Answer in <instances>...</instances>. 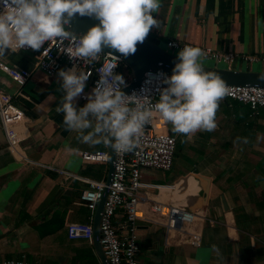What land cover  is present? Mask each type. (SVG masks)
<instances>
[{"label": "crops", "instance_id": "crops-1", "mask_svg": "<svg viewBox=\"0 0 264 264\" xmlns=\"http://www.w3.org/2000/svg\"><path fill=\"white\" fill-rule=\"evenodd\" d=\"M153 16L158 28L147 39L161 47L177 40L264 56V0H160ZM0 59L33 68L32 52L6 50ZM220 64L214 67L264 71V62ZM60 83L57 75L35 71L19 87L0 70V88L14 95L27 116L20 128L21 149L41 164L32 167L14 158L0 122V264H101L93 242L72 240L67 232V223H90L95 216L80 198L88 185L61 172L105 181L108 165L86 164L80 153L107 149L105 144L83 143L77 132L66 129L63 114L56 112ZM91 91L86 83L78 107L87 103L82 96ZM216 125L185 142L192 149L191 163L174 170L185 137L157 116L156 130L177 139L174 163L167 174L143 169L142 181L165 186L159 199L199 215L195 228L202 232L203 243L198 248L167 243L161 225L140 219L135 223L138 264H264V108L254 114L248 105L225 99L217 109ZM117 215L121 233L123 210Z\"/></svg>", "mask_w": 264, "mask_h": 264}, {"label": "clouds", "instance_id": "clouds-1", "mask_svg": "<svg viewBox=\"0 0 264 264\" xmlns=\"http://www.w3.org/2000/svg\"><path fill=\"white\" fill-rule=\"evenodd\" d=\"M159 8L160 0H0V57L6 50L40 51L47 42L71 41L72 55L89 66L101 57L110 59L106 71L98 70L99 80L83 107H78L76 100L90 74L76 64L57 73L62 96L56 112L63 114L66 129L77 132L83 143L130 152L154 116L188 142L196 133L217 127L219 102L228 94L222 78L204 70L202 49L185 46L177 53L179 62L172 75L160 74L164 87L158 89L155 103L135 92L125 94L123 76L113 72L119 57L103 54L104 49L124 57L134 54L137 44L145 41L153 27L158 28L153 13ZM76 14L95 18L99 24L78 37L65 30Z\"/></svg>", "mask_w": 264, "mask_h": 264}, {"label": "built area", "instance_id": "built-area-1", "mask_svg": "<svg viewBox=\"0 0 264 264\" xmlns=\"http://www.w3.org/2000/svg\"><path fill=\"white\" fill-rule=\"evenodd\" d=\"M76 36L79 37V35ZM70 45L71 41H51L47 42L40 51L22 50L20 52L33 53L32 69L8 65L0 59V70L16 85L24 87L33 78L35 71H41L52 77L65 66L72 68L73 64H76L90 74L86 83L91 84L93 89L99 80L98 70L106 71L110 59L101 57L94 66H89L75 59ZM185 46L198 47L205 53L202 58L229 66L239 59L247 63L264 62V56L223 52L177 40L168 41L166 49L178 53ZM122 66L124 64L119 57L118 65L113 72L119 74ZM161 73L163 72H146L140 85L126 94L132 95L135 92L138 96L152 98L155 103L159 99L158 89L164 87L160 84L163 79ZM226 86L228 94L219 104L225 99L238 101L248 105L254 114L258 113L259 108H264V87L227 84ZM82 100H86V95L82 96ZM156 118L157 116H154L152 122L145 126L143 135L132 151L127 153L115 151L114 172L100 221V241L109 264H138L139 244L135 223L140 219L161 225L165 229L167 243L176 241L178 244L196 248L201 247L203 243L202 232L195 228L199 215L172 202L159 199L158 197L166 190L165 186L142 181L143 169L170 171L174 163L177 139L168 132L157 131ZM26 120L27 116L17 104L14 95L0 88V122L6 137L7 149L17 161L25 162L33 167L41 164L30 160L21 149L24 137L20 128ZM80 156L86 164L108 165L109 163L107 150L83 151ZM61 173L77 177L88 185L82 191L80 198L82 204L94 215L105 188V181L84 179L69 172ZM120 209L123 210L126 223L121 227L124 229L121 233L115 224ZM93 221L94 218L91 217L90 223H67L68 237L72 240H88L92 243ZM3 264L23 263L7 261Z\"/></svg>", "mask_w": 264, "mask_h": 264}, {"label": "water", "instance_id": "water-1", "mask_svg": "<svg viewBox=\"0 0 264 264\" xmlns=\"http://www.w3.org/2000/svg\"><path fill=\"white\" fill-rule=\"evenodd\" d=\"M99 24L95 18L87 16L81 17L76 14L66 26L65 30L75 35L83 36L88 30ZM137 51L127 57L111 49H104L103 53L113 54L121 57L123 64L132 72V80L127 83L122 91L126 94L136 88L142 82L144 75L148 71H160L172 75V70L177 62V54L167 50L164 47L148 40L137 44ZM205 71L217 73L227 85H250L264 87V71H241L230 68L214 67L202 64ZM109 154L108 174L105 180V188L102 197L98 203L94 221H93V246L96 256L101 264H109L101 245L100 221L104 205L108 195V188L111 184L112 174L114 172L115 151L106 145Z\"/></svg>", "mask_w": 264, "mask_h": 264}, {"label": "rangeland", "instance_id": "rangeland-1", "mask_svg": "<svg viewBox=\"0 0 264 264\" xmlns=\"http://www.w3.org/2000/svg\"><path fill=\"white\" fill-rule=\"evenodd\" d=\"M164 47H166V45H164ZM177 54V53H176ZM202 64L204 65H213V66H223L220 63L214 61V60H207L201 57V61ZM119 75H122L125 82H129V71L127 70L126 67H123L122 71L119 73ZM184 140H182V145H180L179 147V156H176L175 158V165H174V170H176L177 168L180 169V167H188L191 162L190 159L192 157V149L188 146H185V142H183ZM152 170V169H151ZM160 172L166 173L169 171H162V170H158Z\"/></svg>", "mask_w": 264, "mask_h": 264}, {"label": "trees", "instance_id": "trees-1", "mask_svg": "<svg viewBox=\"0 0 264 264\" xmlns=\"http://www.w3.org/2000/svg\"><path fill=\"white\" fill-rule=\"evenodd\" d=\"M123 67H126V66L124 65V66H122V68H123ZM126 68H127V67H126ZM127 70H128L129 73L132 75V72L130 71V69L127 68ZM128 83H129V82H128Z\"/></svg>", "mask_w": 264, "mask_h": 264}]
</instances>
